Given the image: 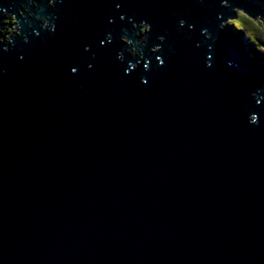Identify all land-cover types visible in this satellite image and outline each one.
<instances>
[{"label": "water", "instance_id": "obj_1", "mask_svg": "<svg viewBox=\"0 0 264 264\" xmlns=\"http://www.w3.org/2000/svg\"><path fill=\"white\" fill-rule=\"evenodd\" d=\"M237 8L264 20V0H0V264H264V65L222 28Z\"/></svg>", "mask_w": 264, "mask_h": 264}, {"label": "trees", "instance_id": "obj_2", "mask_svg": "<svg viewBox=\"0 0 264 264\" xmlns=\"http://www.w3.org/2000/svg\"><path fill=\"white\" fill-rule=\"evenodd\" d=\"M54 3V0H51V4ZM236 17H230L228 25L235 29V32L238 34L241 41L244 40L246 46H244L245 50L255 58H259L264 63V30L262 27L257 25L255 18L248 16L241 10H238L235 13ZM260 19V18H258ZM41 22H45L44 20H39ZM17 22V21H16ZM11 24L7 26V29L11 30ZM17 34V33H16ZM12 34L6 37L8 40L14 37ZM5 40V37H4Z\"/></svg>", "mask_w": 264, "mask_h": 264}, {"label": "rangeland", "instance_id": "obj_3", "mask_svg": "<svg viewBox=\"0 0 264 264\" xmlns=\"http://www.w3.org/2000/svg\"><path fill=\"white\" fill-rule=\"evenodd\" d=\"M48 1V3L49 4H51V0L49 1V0H46V2ZM33 4H34V6H35V9H38L39 8V6H38V4H37V2H33ZM238 10H240V9H234L233 10V18L234 17H236V15H235V13H237L238 12ZM23 11L24 12H29L30 11V9H29V7H27V8H23ZM19 13L21 14V16H24V14H23V12L21 11V10H19ZM2 14H6L7 16V18H5V19H3L2 20V23H6V29L5 28H3V29H1L0 28V36H1V40L3 41L4 40V37H5V39L8 41V39L6 38V37H8V36H10V35H12V34H18V32H19V25H18V20L16 19V17L12 14V13H10V12H8V11H4ZM30 15H31V13H29ZM32 17V16H31ZM256 19V21L258 20V21H260V22H257V25L259 26V27H262L263 28V30H264V20L263 19H258V18H255ZM17 21V22H16ZM228 23H229V20L228 19H225V21L222 23L223 24V30H228V27H229V25H228ZM11 24V30H9V29H7V26L8 25H10ZM228 26V27H227ZM134 29L136 28V24L134 25V27H133ZM133 28H132V30H133ZM148 25H146V24H144V23H140V25H139V30H137V32H136V34L138 35V36H142L143 37V39H144V37H145V33H146V31H148ZM230 28V30L228 31V32H230V31H232V34H236V35H238L236 32H235V29L234 28H232V27H229ZM134 31V30H133ZM16 34V35H17ZM16 35H14V37H17ZM238 39V38H237ZM123 40H125V41H127L128 42V44H132L133 46L131 47V49H129V50H131V52H134L135 51V47H134V44L132 43V42H130L126 37H123ZM239 40V39H238ZM241 43L244 45V46H246V43H244V40L243 41H241ZM143 45V44H142ZM142 45L140 46L139 45V43H137L136 44V46H139V47H142ZM137 49H138V47H137ZM140 49V48H139ZM152 49L153 50H155V47H152ZM140 51V50H139ZM263 83V86H264V82H262Z\"/></svg>", "mask_w": 264, "mask_h": 264}, {"label": "bare ground", "instance_id": "obj_4", "mask_svg": "<svg viewBox=\"0 0 264 264\" xmlns=\"http://www.w3.org/2000/svg\"><path fill=\"white\" fill-rule=\"evenodd\" d=\"M40 1H42V0H40ZM43 2L46 4V5H48V6H50V4L48 3V1L46 2V0H43ZM32 5L34 6V4H33V1H32ZM27 7H29V6H24L23 8L25 9V8H27ZM35 7V6H34ZM3 12H1V20H0V28H2V24H6V23H2V20L3 19H5V18H7L6 16V14H2ZM26 13H28V12H26ZM18 14L19 15H21L19 12H18ZM29 17H31V15L29 14ZM19 25V24H18ZM19 29V28H18ZM133 30H134V28H133ZM18 37V36H17Z\"/></svg>", "mask_w": 264, "mask_h": 264}, {"label": "snow or ice", "instance_id": "obj_5", "mask_svg": "<svg viewBox=\"0 0 264 264\" xmlns=\"http://www.w3.org/2000/svg\"><path fill=\"white\" fill-rule=\"evenodd\" d=\"M227 2H228V0H225V4H227ZM117 7H119V4H117ZM180 23H181V25H183V21H180ZM103 42H104V41H101V43H103ZM198 46H199V45H197V47H198ZM209 59H211V58H209ZM89 67H91V65H89ZM70 70H71L72 73H76V72H77V68H76V67H73V66L71 67ZM256 103H259V100H257ZM255 121H256V117L253 116V117H252V122L255 123Z\"/></svg>", "mask_w": 264, "mask_h": 264}, {"label": "clouds", "instance_id": "obj_6", "mask_svg": "<svg viewBox=\"0 0 264 264\" xmlns=\"http://www.w3.org/2000/svg\"><path fill=\"white\" fill-rule=\"evenodd\" d=\"M242 11V10H241ZM230 17H228V18H226V19H229ZM230 26V25H229ZM222 28H223V24H222ZM239 38V37H238ZM240 39V38H239ZM6 40V39H5ZM241 40V39H240ZM141 42H139V44H140ZM255 58V57H254ZM257 59H259V58H257ZM260 60V59H259ZM260 62L264 65V63L262 62V60H260Z\"/></svg>", "mask_w": 264, "mask_h": 264}, {"label": "flooded vegetation", "instance_id": "obj_7", "mask_svg": "<svg viewBox=\"0 0 264 264\" xmlns=\"http://www.w3.org/2000/svg\"><path fill=\"white\" fill-rule=\"evenodd\" d=\"M6 24H2V28L1 29H3V28H5L6 29V26H5Z\"/></svg>", "mask_w": 264, "mask_h": 264}]
</instances>
